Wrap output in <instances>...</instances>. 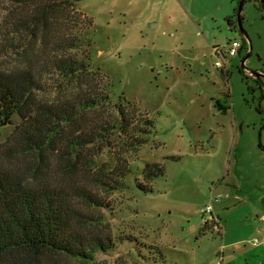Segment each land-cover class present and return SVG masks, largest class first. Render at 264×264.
Returning <instances> with one entry per match:
<instances>
[{
  "label": "rangeland",
  "instance_id": "obj_1",
  "mask_svg": "<svg viewBox=\"0 0 264 264\" xmlns=\"http://www.w3.org/2000/svg\"><path fill=\"white\" fill-rule=\"evenodd\" d=\"M77 2L93 21L92 68L106 76L114 100L124 96L154 122L153 134L131 161L130 189L111 197L115 212L106 215L114 235L137 236L159 247L150 264H218L229 237L249 236L257 220L246 214L252 207L246 192L243 203L227 187L240 149L244 156L237 176L248 192L264 187V160L253 147L264 138L248 125L256 117L242 98L245 88L236 62L223 60L227 77L217 66L216 50H228L233 37L225 20L236 0ZM217 101L227 107L225 113ZM148 163L162 164L165 175L152 182V192L143 193L135 178L142 180ZM209 206L232 229L228 238L204 227ZM255 238L261 239V233L254 232L251 241ZM134 247L119 244L98 258L144 264L146 257L136 255Z\"/></svg>",
  "mask_w": 264,
  "mask_h": 264
},
{
  "label": "trees",
  "instance_id": "obj_2",
  "mask_svg": "<svg viewBox=\"0 0 264 264\" xmlns=\"http://www.w3.org/2000/svg\"><path fill=\"white\" fill-rule=\"evenodd\" d=\"M92 28L77 0H0V264H109L98 256L119 244L144 264L160 253L107 220L154 122L92 68ZM164 175L148 163L136 187Z\"/></svg>",
  "mask_w": 264,
  "mask_h": 264
},
{
  "label": "flooded vegetation",
  "instance_id": "obj_3",
  "mask_svg": "<svg viewBox=\"0 0 264 264\" xmlns=\"http://www.w3.org/2000/svg\"><path fill=\"white\" fill-rule=\"evenodd\" d=\"M241 1L236 0L233 13L225 20L226 30L233 36L229 39V45L234 41L238 43L236 56L228 57L225 54V59L233 58L236 62L235 71L245 88L242 98L255 114V120L248 125L260 131L261 138H264V0H246L240 21ZM221 69L227 77L229 72L225 64ZM219 104L220 101H217V106ZM225 112L222 110V113Z\"/></svg>",
  "mask_w": 264,
  "mask_h": 264
},
{
  "label": "crops",
  "instance_id": "obj_4",
  "mask_svg": "<svg viewBox=\"0 0 264 264\" xmlns=\"http://www.w3.org/2000/svg\"><path fill=\"white\" fill-rule=\"evenodd\" d=\"M232 129L234 131V135L236 136L237 128L234 124L235 117H232ZM245 134V133H244ZM242 134V136L244 135ZM245 147V146H244ZM243 147V148H244ZM258 151L261 158L264 160V143H255L253 145ZM240 149V148H239ZM237 149V150H239ZM244 152L239 150V160L238 163H236V166L234 167V176L231 179V183H228L227 187L231 188L230 191L231 195H233V198L238 201H243V203H246L244 200L251 198L252 201V207L251 210L248 209L247 215L248 218L251 219V216L256 217L257 220L254 221L252 224L254 226L252 233L249 236H241L240 238H231L229 237V242L224 248V251L222 254L223 256V264H264V245L259 244L256 245L251 241V237L254 234V232L261 233L262 237L264 235V187H255L252 189V191L248 192V186L246 187L244 183L241 181V177L237 176V168L238 165H240L241 162H243V155ZM241 167L244 168L243 164H241ZM241 168V172H242ZM257 170H253V172H256ZM258 172V171H257ZM241 176V174H239ZM253 188V187H252ZM246 196V199L242 197L243 192ZM221 215H217L221 222ZM222 226V232H217L220 236L228 238V235L231 234L232 229L227 224V226ZM228 252V254H227ZM220 254V255H221ZM226 254V256H225Z\"/></svg>",
  "mask_w": 264,
  "mask_h": 264
},
{
  "label": "built area",
  "instance_id": "obj_5",
  "mask_svg": "<svg viewBox=\"0 0 264 264\" xmlns=\"http://www.w3.org/2000/svg\"><path fill=\"white\" fill-rule=\"evenodd\" d=\"M237 49H238V43L236 41L232 42L229 47L228 50H226L225 52L216 50V54L220 57L221 62H217V66L219 68H222L224 66V59H225V54L228 57H234L236 56L237 53ZM214 201V200H213ZM204 214L208 215L209 219L207 220L208 224L211 226L213 231L216 232H222V226H221V222L220 219L218 217H216L215 215H213V209L211 206L207 207L204 211ZM253 243L256 245L262 244L264 245V235L263 237L260 238H255L253 240ZM218 264H223V256L222 254L220 255V260Z\"/></svg>",
  "mask_w": 264,
  "mask_h": 264
},
{
  "label": "water",
  "instance_id": "obj_6",
  "mask_svg": "<svg viewBox=\"0 0 264 264\" xmlns=\"http://www.w3.org/2000/svg\"><path fill=\"white\" fill-rule=\"evenodd\" d=\"M245 2H246V0H242V1H241V4H240V8H239V9H240V10H239V20H240V21H241L240 17H241V15H242V8H243ZM259 138H261L260 135H259Z\"/></svg>",
  "mask_w": 264,
  "mask_h": 264
}]
</instances>
